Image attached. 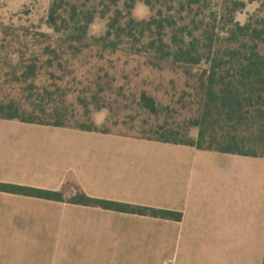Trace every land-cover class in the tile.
Segmentation results:
<instances>
[{"label": "trees", "instance_id": "trees-1", "mask_svg": "<svg viewBox=\"0 0 264 264\" xmlns=\"http://www.w3.org/2000/svg\"><path fill=\"white\" fill-rule=\"evenodd\" d=\"M44 24L0 20V119L264 158V0H49ZM0 192L181 217L79 187L68 198L5 182Z\"/></svg>", "mask_w": 264, "mask_h": 264}, {"label": "crops", "instance_id": "crops-1", "mask_svg": "<svg viewBox=\"0 0 264 264\" xmlns=\"http://www.w3.org/2000/svg\"><path fill=\"white\" fill-rule=\"evenodd\" d=\"M52 128L0 119V182L72 179L88 196L181 217L0 192V264H261L264 158Z\"/></svg>", "mask_w": 264, "mask_h": 264}, {"label": "rangeland", "instance_id": "rangeland-1", "mask_svg": "<svg viewBox=\"0 0 264 264\" xmlns=\"http://www.w3.org/2000/svg\"><path fill=\"white\" fill-rule=\"evenodd\" d=\"M49 0H0V20L4 22L17 21L19 19L21 22H26L28 24H33L38 26L41 30L46 31L45 16ZM257 8V3H251L247 5L242 11L238 12L235 16V19L239 23H243L250 13H252ZM134 17L142 18L148 14V9L141 5L137 4L133 11ZM102 23L99 21H94L91 26V31L96 33L100 30ZM102 118L101 114L95 116L96 121H100ZM52 129H61V128H52ZM124 127L116 126L115 128H110L113 132L122 133L124 132ZM76 130V129H74ZM72 179H68L64 186L62 187V192L65 198L71 196L75 192L76 186L74 185Z\"/></svg>", "mask_w": 264, "mask_h": 264}]
</instances>
